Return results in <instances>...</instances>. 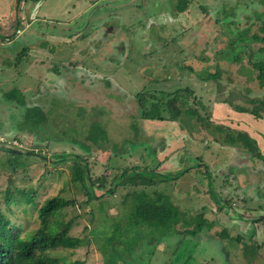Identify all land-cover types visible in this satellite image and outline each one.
Masks as SVG:
<instances>
[{"label": "rangeland", "instance_id": "rangeland-1", "mask_svg": "<svg viewBox=\"0 0 264 264\" xmlns=\"http://www.w3.org/2000/svg\"><path fill=\"white\" fill-rule=\"evenodd\" d=\"M93 1H28L27 23L32 21L29 18L36 4L42 5L20 38L25 50L20 51L22 45L14 42L20 53L11 60L8 73L11 87L26 85L40 104L39 110L35 106L28 109L25 122H32L20 128L23 134L16 135L24 141V150L40 153L7 156L0 150L2 208L6 198L17 200L9 203L10 215L24 234L37 228V208L45 199L58 193L75 199V206L64 209L62 220L73 218L69 234L82 241L52 253L80 260L79 264H264V222L253 225L254 238L260 243L253 252L251 245L244 247L241 242L248 223L233 216V208L248 216L264 212V160L237 148L220 147L215 142L217 133L206 126L214 121L248 131L264 152L263 121L217 102L246 105L250 98L264 96V84L255 78L256 71L250 80L244 73V67L251 66L248 56L253 53V61L261 58L258 49L264 43L250 36L260 32L264 0H190L186 14L179 18L173 16L174 6H181L184 0ZM77 3L84 4V13L75 8ZM16 15L14 8V19ZM36 29L55 39L47 40L43 47ZM237 33L245 35L247 40L242 42L247 47L234 46V52L241 54V60L235 62L227 56ZM39 47L45 52V62H53L58 73L46 72L37 63L35 49ZM209 73L218 76L207 78ZM185 87L193 91L189 105L198 117L182 113V127L139 117L136 93L166 99L167 93ZM19 91L15 92L22 98ZM6 106L0 98V118L5 122ZM9 126L0 128V134L6 137ZM28 129L34 135L25 136ZM36 130L40 131L38 137ZM34 140L38 141L35 145ZM148 146L154 149V156H146ZM65 153L71 156L65 158ZM74 154L90 164L92 179L107 174V188L115 186L123 166H135L143 182L137 178L135 187L125 182L112 194L88 198L71 180ZM59 155L61 161L56 159ZM195 156L203 161L199 169L180 171L186 162L197 163ZM158 162L162 165L155 166ZM154 169L167 177L151 171ZM209 189L212 198L219 196L237 205L224 214L208 197ZM93 191L98 196L104 189L94 186ZM144 192L177 205L178 222L174 218L166 228L157 229L130 219L140 202L135 193ZM204 207L202 218L198 214ZM251 207L258 211L253 213ZM235 236L241 241L231 240Z\"/></svg>", "mask_w": 264, "mask_h": 264}, {"label": "trees", "instance_id": "trees-1", "mask_svg": "<svg viewBox=\"0 0 264 264\" xmlns=\"http://www.w3.org/2000/svg\"><path fill=\"white\" fill-rule=\"evenodd\" d=\"M189 1L190 0H184L181 6H177V9L179 11H183L186 6H188ZM258 30L264 33V20H261ZM259 35L260 34L258 33H254L253 37L259 39L261 42H264V36ZM263 49L264 46L260 47V50ZM234 59L238 62L240 57L236 56ZM258 63L262 64L264 63V60L253 62V66L256 67ZM262 70L264 71V67ZM17 95L18 94L16 92L13 93V96ZM135 95L139 96L138 101L140 117L142 119L153 121H176L182 115V113L186 115L197 113L196 109L191 107L189 109L183 110L181 108L182 105L177 103L179 101L186 103L189 101V98L192 97L193 91L188 87L176 89L171 93H167V98L165 100L164 98H160L158 100L152 101L147 100V98L142 93H136ZM149 96L152 99L155 98L154 94H150ZM259 102L263 101L259 100ZM236 107L240 111H249L256 116H259V108L256 105L249 110L245 106ZM35 108L39 110L38 106H35ZM30 110L31 109H29V111ZM33 122L35 123V120ZM206 126L210 128V130L214 131V133H217V137L215 138L216 140H219L222 143L241 144L248 150L256 152V146L252 145V140L245 132L233 131L229 127L223 125H214L212 122L206 123ZM89 138V134H87L86 139L89 140ZM11 149L13 148L3 146L0 147V150L5 152L12 153L14 155H21L11 152ZM87 150H89V148ZM31 152L32 153H30V155L33 153H40V151L34 152V150ZM63 156L66 158V156H71V153H65ZM56 157V159L61 161L60 155ZM196 157L199 158L198 156ZM74 158L75 160L71 169V180L79 185L85 196L88 198H97L109 193L112 194L115 190V187L123 185L125 182L131 183L129 185L132 187L139 185V183L136 182V179L140 178L139 175H141V173L135 172L131 173L130 176L125 177L124 175L127 173L125 171L123 175L119 174L114 179L115 183L113 185L115 186L104 189L102 194L96 196L93 191V186L89 185L88 188H86V180H92V176L90 175V164L82 161L83 159L81 155L74 154ZM52 162H55V160ZM182 172L184 173V171ZM106 179L107 174L96 176L94 183L98 184L97 188L103 189L107 182ZM127 194H129V192L125 193V196H128ZM135 196L140 202L136 205L135 209L131 213L130 219H135L136 224L138 223L150 228L154 227L157 229H164L170 224L172 219L176 218L175 223L178 222L179 212L177 205L163 203L161 201V197L156 196V193H154L155 197H151L153 195H150L149 192H144L142 194L135 193ZM11 200L17 201L16 199L6 198L4 202L5 206L3 208L1 206L0 200V264H79L81 262L80 260H68L67 255L54 256L52 253V251L55 250H66L68 248L75 247L82 241L79 238L70 236L69 234V230L73 224V218L63 221L65 218L63 213L64 209L75 206V199L65 198L61 195V193L45 199L41 206L37 208V219L39 221L37 228L34 232H28L24 234H22L23 230L21 226L16 224L10 215L11 209L9 207V203H11ZM199 215L202 217L203 213H200ZM202 220L205 221L204 219Z\"/></svg>", "mask_w": 264, "mask_h": 264}, {"label": "crops", "instance_id": "crops-1", "mask_svg": "<svg viewBox=\"0 0 264 264\" xmlns=\"http://www.w3.org/2000/svg\"><path fill=\"white\" fill-rule=\"evenodd\" d=\"M28 1L29 0H14L12 2V0H9L8 2H6L5 0H0V14H1L0 17H1V19L3 18V20H4V17L5 18L8 17L7 20H4V22H2L0 19V47H1L0 48V93H1L0 98L3 99L5 105H8V106H6V108H8V110L5 113L6 122L4 120H2V118H0V128H4V127H7V125H10L8 132L4 133L6 135V137H8V136L14 137L17 140H19L20 142H22L23 144H24V141L18 139L16 135L19 133L23 134L22 132H20V128L28 125L25 122V117H26V114L28 113V109L32 106H39L40 104H38V102L35 101V98H33V96H32L34 93H32L31 92L32 90L28 89L26 87V85H19L17 87H11L13 81H11V73L9 74L8 71L11 68V66H13L11 63V60H13L15 58V56L18 54L19 50L20 51L25 50V48L23 47L24 42L21 43L20 38L22 37V35L26 31L27 27L29 25H31V22L36 19L37 12L42 5L39 3L36 4L35 7L37 9L33 12V14H31L32 15L31 18H29L32 21L27 23V21H26V19L28 18L27 17V9H28V5L30 3ZM104 1L105 0H95L93 2L98 4V3L104 2ZM11 2L14 4L11 5ZM71 5H74V4H71ZM12 6H14V7L11 8ZM77 7H79L81 9L80 13H84V10L86 9L84 4H82V3L78 4L77 3V6H75V8H77ZM187 7L188 6H186V8ZM14 8H16V10H17V15H16L15 19L13 18L14 17L13 16L14 15ZM174 8L176 9V13L173 16L176 15L179 18V16H183V14H186V11H185L186 8L181 12H179V10L177 9V6H174ZM55 12H57V11H55ZM169 12H167V13H169ZM5 13H6V15H5ZM80 13H77V14H80ZM172 13H174V12H172ZM28 15H29V12H28ZM106 20H108V19H106ZM117 20L119 21L120 19L117 18ZM152 23H153L152 21H149L150 25H152ZM22 25H24V27H21ZM100 26L101 25H97L98 30L99 29L101 30ZM17 29L21 30V32L17 33L16 32ZM36 30L37 31L34 33H36L38 35L40 33L39 36L41 37V39H39V43H40V40L43 41V47H45V43L47 40L55 39L51 36H48V33L47 34L44 33V30H41V29H36ZM76 30L77 29H75V31ZM101 31H102V33H103V31L108 33L105 30H101ZM108 31H109V28H108ZM64 32H66V31H64ZM34 38H35V35H34ZM34 38H30L31 41H33ZM35 40H36V38H35ZM15 41H17V43L22 45L19 50H18V48L13 47V44ZM39 46H41V45H39ZM39 50H40V52H39ZM39 50L35 49V51H37L36 55H38V59H39L37 63H39L42 66L41 68L45 69L46 72L50 70L51 72H57L58 73V71H56V68L54 67L53 62L50 64H47L45 62V57H46L44 55L45 52L41 49V47H39ZM32 54H34V53H32ZM7 57H8V59L6 60ZM66 65H64V67ZM75 66L76 65H73V68H75ZM66 67H68V66H66ZM70 67H72V66H70ZM70 70L75 71V69H72V68ZM9 81H11V82H9ZM19 90H21V91H19ZM15 91H19L20 95L22 94V98L19 95L13 96V93ZM39 132L40 131H37V134L35 135L36 137H38ZM34 133L35 132H32L31 129H28L25 132V134H26L25 136H27L29 134L34 135ZM35 136H33V137L36 138ZM36 142H38V141L34 140L33 144ZM13 149L26 151L23 148H13ZM1 151L4 152L3 150H1ZM5 153L7 156L9 155L8 152H5Z\"/></svg>", "mask_w": 264, "mask_h": 264}, {"label": "flooded vegetation", "instance_id": "flooded-vegetation-1", "mask_svg": "<svg viewBox=\"0 0 264 264\" xmlns=\"http://www.w3.org/2000/svg\"><path fill=\"white\" fill-rule=\"evenodd\" d=\"M179 12H181V11H179ZM255 32H253L252 34H251V38L253 39V40H255V41H257V42H259V43H264L263 41L261 42L259 39H256V38H254L253 37V34H254ZM257 33H260V32H257ZM260 35H262V36H264V33H261ZM259 35V36H260ZM249 37V38H250ZM242 39H244V41H246L247 40V38L245 37V35H243L242 33H239V36H238V33H237V35L235 36V37H232L231 38V45H230V48H228V49H230V50H228L229 52H230V54L228 53V56H227V58L228 59H230L231 61H235V59H234V57H240V60H241V54L240 53H235L234 52V50L236 49L234 46L235 45H237L238 47H240V48H243V47H247V43H245V42H242ZM235 43H234V42ZM233 44V45H232ZM264 46V45H263ZM260 47H262V46H260ZM260 47H259V49H258V51L259 52H261V58H260V60L261 61H263L264 60V49L263 50H260ZM251 50L249 51V53L251 54ZM259 54V53H258ZM253 53L250 55V56H248V61L251 63V66H250V68L249 67H244V73L247 75V78L250 80L251 79V77H252V74H253V72L254 71H256V76H255V78L256 79H258L259 80V82H260V84H264V71L262 70V68L264 67V63H262V64H257V66L255 67V66H253V62H256V61H258V60H254L253 61ZM251 57V58H250ZM235 62H237V61H235ZM208 76V77H207ZM218 76V74L217 73H214V74H207L206 75V77L207 78H216ZM260 76V77H259ZM144 93V96L147 98V100H158V99H160V98H164V96H162V97H157V95H155V98L154 99H152L149 95H148V93L147 92H143ZM142 93V94H143ZM167 97V96H166ZM165 100V99H164ZM256 100V101H255ZM259 100L260 101H263V102H259ZM217 102H219L221 105H224V104H228L229 105V107L234 111V112H238V113H241V114H243V113H245V114H248V115H252L254 118H256V120H258V121H263V124H264V96H262V97H254V98H250L249 100H248V102H249V104H251V105H249V104H241V103H231V102H227V100H218ZM178 104L180 103L182 106H181V108L183 109V110H186V109H189L190 107L192 108V106H190L189 105V103H190V101H187L186 103H182V102H177ZM258 106V112H259V116H256L255 114H253V113H251V112H249V111H240L236 106H245L248 110L249 109H251V108H253L254 106ZM184 107V108H183ZM193 109H195V108H193ZM197 111V110H196ZM190 115H196V117H198V113H196V114H190ZM139 117H140V112H139ZM141 118V117H140ZM142 119V118H141ZM143 120H148V119H143ZM149 121H153V120H149ZM164 121H166V122H174V123H177L180 127H182L180 124V122H179V118L176 120V121H169V120H164ZM212 121V120H211ZM212 123L214 124V125H223V126H226V127H229L231 130H233V131H238V132H245L247 135H248V137L252 140V142H253V146L255 145L256 146V152H254V151H250V150H248L247 148H245L244 146H242L241 144H230V143H222V142H220L219 140H216L215 139V142L216 143H218L219 144V146L220 147H225V148H228V149H232V148H237V149H240V150H243V151H245L246 153H248L249 155H250V157H254V158H258V159H261V160H264V152H263V148H262V146L260 145V143H259V141L257 140V138L256 137H254L250 132H248V131H245V130H240V129H234V128H232V127H230L229 125H226V124H223V123H220V122H214V121H212ZM212 142H213V140H212ZM205 143H206V140H205ZM136 147V146H135ZM149 148H148V154L146 155V156H154V153H155V151H154V149L153 148H151L150 146H148ZM111 149H113V146L111 145ZM150 149V150H149ZM153 149V150H152ZM222 149V148H221ZM114 150V149H113ZM116 150H117V153L118 152H120V151H118V148H116ZM116 150H114L115 152H116ZM152 150V151H151ZM89 151H90V147H89ZM263 152V153H262ZM114 154V153H113ZM196 157V156H195ZM151 158V157H150ZM196 159V162L197 163H195V164H189V162H186L187 163V165L185 164V166L182 168V170H180V171H184V173H186V172H189V171H192V169L195 167V168H198L199 169V166L198 165H201V164H203V161H201V159L200 158H195ZM197 159H199V160H197ZM150 161V160H149ZM147 163H148V159H147ZM118 165H120V164H118ZM161 166L162 165V163L160 164V162H158L155 166ZM124 167V169H122V171H120L119 172V174L121 173L122 175L125 173V171L127 172L124 176L125 177H127V176H130L131 175V173H135L136 172V169H135V166H133V167H125V166H123ZM138 167V166H137ZM145 167H148V166H145ZM140 169V168H139ZM146 169H148V168H146ZM141 171H142V169H140ZM151 171H155V173L156 174H162L165 178L167 177L166 176V174H164V173H160V172H158L156 169H154V170H151ZM118 174V175H119ZM145 175H148L147 173H145ZM117 177V176H116ZM115 177V178H116ZM176 177V176H175ZM175 177H169L170 179H172V178H174L175 179ZM121 179V178H120ZM119 179V180H120ZM139 179V181H141V179H143V178H138ZM152 179V178H151ZM197 180H199L198 178H196ZM143 181V180H142ZM88 182H89V185L90 186H93V188H94V186H96L97 187V183H94V179H92V180H89L88 179ZM148 182L149 183H152L151 181H149L148 180ZM137 183H139V182H137ZM192 184H195V181L192 183ZM88 185V186H89ZM196 185V184H195ZM110 188V187H109ZM192 188H194V186H192ZM103 189H108L106 186L103 188ZM209 191V193H208V197L211 199V201L213 202V205H217V207H218V209L220 210V211H222L224 214H226V212H227V208L228 207H230V208H232V207H235V205H237L234 201H231V200H228V199H221L219 196H218V194H217V196H218V198L217 199H214V198H212L211 197V192H210V189L208 190ZM190 193V192H189ZM110 194V193H109ZM192 195V194H191ZM214 201H216V202H214ZM264 206V205H263ZM204 210H205V207L203 208V211H202V213H203V215H202V218H204L205 216H204ZM233 211H234V214L235 215H233L235 218H237V219H239V220H244V221H246L247 223H248V228H247V231L246 232H243V234H244V236L243 237H245L244 239H243V241H241V238H238V237H236L235 236V238H231V240H237V241H241L243 244H244V247H249L250 245H251V248H252V250L251 251H253V252H256V249H257V245L258 244H260L258 241H256L255 240V238H254V236L257 234L256 233V226L254 227L253 225H254V223H259V222H264V212L263 213H257V214H253V216H252V214L251 215H244L243 213H240V212H238L235 208H233ZM250 211H252L253 213H255V212H257L258 210L256 209V208H254V207H251V210ZM199 215V214H198ZM212 224H213V221H212ZM226 231H225V233H223V235H226ZM239 237L241 236V235H238ZM226 261H227V259H226Z\"/></svg>", "mask_w": 264, "mask_h": 264}, {"label": "built area", "instance_id": "built-area-1", "mask_svg": "<svg viewBox=\"0 0 264 264\" xmlns=\"http://www.w3.org/2000/svg\"><path fill=\"white\" fill-rule=\"evenodd\" d=\"M17 33L21 32V30L17 29ZM0 146L9 147V148H23V143L17 139L5 137L0 134Z\"/></svg>", "mask_w": 264, "mask_h": 264}, {"label": "water", "instance_id": "water-1", "mask_svg": "<svg viewBox=\"0 0 264 264\" xmlns=\"http://www.w3.org/2000/svg\"><path fill=\"white\" fill-rule=\"evenodd\" d=\"M133 1H135V0H128L127 3H130V2H133ZM11 152L17 153V154H25V155H29L30 153H32L31 151H21V150H17V149H11Z\"/></svg>", "mask_w": 264, "mask_h": 264}]
</instances>
